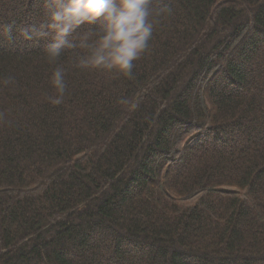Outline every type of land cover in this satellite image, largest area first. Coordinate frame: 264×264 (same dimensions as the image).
Masks as SVG:
<instances>
[{"label": "trees", "instance_id": "16d2710c", "mask_svg": "<svg viewBox=\"0 0 264 264\" xmlns=\"http://www.w3.org/2000/svg\"><path fill=\"white\" fill-rule=\"evenodd\" d=\"M153 5L133 78L67 52L60 106L44 45L0 40V264H264V0Z\"/></svg>", "mask_w": 264, "mask_h": 264}, {"label": "clouds", "instance_id": "9594fccd", "mask_svg": "<svg viewBox=\"0 0 264 264\" xmlns=\"http://www.w3.org/2000/svg\"><path fill=\"white\" fill-rule=\"evenodd\" d=\"M40 14L36 19L0 22V40L23 44L42 43L43 61L50 67L53 106L65 103L70 67L62 63L67 52L75 54L71 68L96 70L132 79L135 62L150 48L154 29L161 22L164 7L153 0H35ZM15 77H0L7 87ZM122 103H129L123 100ZM131 104V109L136 108Z\"/></svg>", "mask_w": 264, "mask_h": 264}]
</instances>
